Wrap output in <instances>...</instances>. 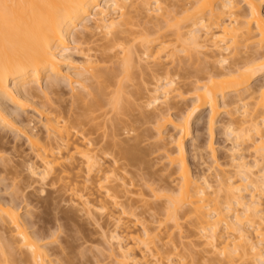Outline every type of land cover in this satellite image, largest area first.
I'll return each mask as SVG.
<instances>
[{"label":"bare ground","instance_id":"6f19581e","mask_svg":"<svg viewBox=\"0 0 264 264\" xmlns=\"http://www.w3.org/2000/svg\"><path fill=\"white\" fill-rule=\"evenodd\" d=\"M130 1L0 0V129L24 136L31 152L18 166L29 172L33 184L52 187L72 180L71 172L83 171L81 185L69 189L72 207L100 227L112 264H187L178 258L173 239V229L180 230L183 221H189L204 246L205 263L264 264V0H244L246 9L238 0ZM190 4L200 7L185 24L162 31L169 26L161 24L175 18V7L183 11ZM138 24L144 28L135 30ZM77 29L84 40L76 39ZM94 31L106 36L104 55L120 49L116 70L100 68L90 54L96 49L82 47ZM72 43L77 47L71 48ZM75 52L84 60L76 61ZM146 64L157 73L149 75L154 87L142 88L147 93L140 95V116L131 119L129 110L139 107L135 92H145L133 94L131 82L137 67ZM61 83L72 97L65 106V100L51 97ZM192 89L193 103L173 119L184 92ZM41 94L42 105L36 102ZM11 105L34 110L41 124ZM207 109L206 150L215 167L211 176L192 170L186 145L194 122ZM223 109L229 119L222 125L217 117ZM122 115L129 118L121 120ZM98 119L111 125L113 135L104 132L110 139L95 133ZM169 125L174 134L166 132ZM218 129L231 144L226 162L215 147ZM2 139L1 169L13 168L12 173L17 164L6 151L19 154V147L6 148ZM20 174L16 170L12 179L21 180ZM171 177L175 183L168 182L175 188L165 182ZM3 181L0 190L8 193L10 186ZM22 187L0 195V264H58L47 245L56 242L60 226L48 235L35 229L33 215L19 212V203L28 198ZM65 212L63 219H76Z\"/></svg>","mask_w":264,"mask_h":264},{"label":"rangeland","instance_id":"374dc122","mask_svg":"<svg viewBox=\"0 0 264 264\" xmlns=\"http://www.w3.org/2000/svg\"><path fill=\"white\" fill-rule=\"evenodd\" d=\"M137 1L138 0H131L130 4L136 3ZM175 1L177 3L178 2H180V3L183 2L182 0H175ZM139 2H140V0H139ZM238 2L240 3V6L243 7V9L244 8L246 9V6H245L246 2L244 0H238ZM198 7H200V4H190V5H188V7H186V10H183V11H180L181 9L178 10V8L175 7V12L177 14L176 15H172V16H175V18L171 19L169 17L170 19H168V20H170V21L172 20V21L170 23L167 21L168 25H166L165 23H162L161 25H163V26H169V27H164L165 29L162 30V31H164V32H166V31L167 32H172L175 29V27H174L175 24H177V23L185 24V18L187 16H189V15H194L195 12H197ZM171 10H173V9H171ZM175 12L172 11L173 14ZM153 13L154 14H152V16L158 14V13H155V12H153ZM91 25L92 24H90V26ZM143 28L144 27H142V25H139V24H138V26H135V30H137V31L142 30ZM79 29H77V31L79 33V36H77V37L75 36L77 40H78L79 37L82 38V36H80L81 35L80 30L81 29L80 30ZM89 33H91V32H89ZM169 34H171V33H169ZM75 35H76V33H75ZM88 35H90V34H88ZM105 37L106 36H105V34L103 32H101V31L100 32H97V31L95 32L94 31V33L92 35H90L89 37H84V38H86L85 40H89V41H88V44H87L86 41H84V43L86 42V44L83 45L82 47H85V48L88 47V49L91 48V50H92V48L96 49L95 51L93 50V52H90V51L89 52H90V54L92 53L91 56H93V58L95 59V60L94 59L93 60L97 61L99 63V64L98 63L97 64L99 66H101L100 68L105 69V70L108 69L109 71H112V70H110L112 68H113V70H116L117 67L119 68V65H117V60H118V62L120 61L119 60L120 57H116V56H122V55L119 53L120 52L119 48H118L119 50L118 49L110 50L111 52L110 51L106 52V53H108V55H104L105 52H103L104 50L101 48V46L105 42H107V40H104ZM72 39H73V42L74 41H75V43L77 42L76 43V45L78 44L77 46H80V44L78 43L77 40H75L74 38H72ZM80 41H82V40H80ZM75 43H72L70 45L71 48L77 47L76 45H74ZM99 46H100V48H99ZM100 51H102V52H100ZM73 56L76 59V61L81 62V61L84 60V56L82 54H79V53L76 54V52H75V53H73ZM150 63L153 64V62H149L148 64H150ZM173 63H175V62H173ZM176 63H178V62H176ZM153 65H151V66H153ZM194 65L198 67L200 64L198 62L197 63L195 62ZM145 66H148V65L147 64L143 65V67L141 68L142 70L136 66L137 69H139L140 71L135 69L137 71L135 72L134 78L135 77L136 78H135V81L131 82L132 86L130 85L131 87H133V90H131V88L129 87L130 91L133 94L137 90H138V92L140 90L145 91V92H142L143 94L142 93L136 94L137 92H135V94H134L135 97L134 96L133 97L136 98V100H134V101L137 103V105L139 104V107H137V109H136L135 108L136 106L133 105L135 109L132 106L131 110H129L130 111L129 113H131V111H132V115H130V117H132V116L133 117L131 119H136V118H139V116H140L139 115L140 114L139 113V108L144 103V101H142L143 98H141L142 96H140V95H145L147 93V90H143V89L144 88L147 89L149 87H150L149 89H152V87H154L152 85L153 81H152L151 76L154 73L155 74H157V73L150 71L152 69L149 70V66H148V68L147 67L145 68ZM169 66H171V64H169ZM150 68H155L156 69V67H150ZM170 68H172V67H170ZM145 69H148V71H146L145 74L144 73L142 74L141 71H145ZM155 71H157V70H155ZM160 72L161 71L158 70V73H159L158 75H160ZM150 74H152V75L149 76ZM155 74L153 76H155ZM192 80L189 79V80H186V82L188 81L187 83H189V81H192ZM44 84H45V82L43 83V85ZM133 84H134V86H133ZM255 84H258V83H254V85ZM146 86H148V87H146ZM184 89H185V87H184ZM108 91H110V90H108ZM55 92H57V93L56 94H52L51 97L54 98V99L56 98V100L57 99L58 100H65L66 102L61 101V102L64 103V106H65V103H68L67 101H71L70 99L72 97H71V95L69 93L70 89L68 88L67 84L61 83L58 86V88H56ZM39 93H38V91L36 92V94H39ZM184 93L186 95L183 96L184 100H181V102H180L181 105L179 106V108H181V110L173 111V113H174L173 114V119H174V117L178 118V117L182 116L183 115L182 113H184V111L194 101L193 89H192V92L190 90H188V92L186 91ZM137 95L139 96L140 99L138 97H136ZM39 96L42 97L43 101L41 100V98ZM39 96L37 95V97H36L37 101L36 102L39 103V101H40L41 102V103H39L40 105H42V102H43V104H45L46 101H44V98H43L42 94L39 95ZM36 98H34V100H36ZM131 101L133 103H135L132 100V98H131ZM61 102H59L58 105H56V106H59V104H61ZM141 102H142V104H140ZM10 107L12 108L13 111L17 112L20 116H24V118H25V116L26 117H32L33 119H35V121H36L35 123L40 122V117H39L38 114H36V112H34V110H31L29 108V109L23 111V110H21L19 108H16L15 106H12V105ZM141 110H140V112H141ZM148 111H151V110H148ZM208 112H209V109L204 111V113L201 116V120L200 121L194 122L195 123V125H193L194 126L193 127L194 135H193L192 138L188 139L186 145H187V148H188V155H187L188 156V161L191 164L192 170L196 174L198 172H199L198 174H202L204 172L206 175H210V174L213 175L215 173V167L213 166L214 165L213 162L211 161V159L207 155V150H206V146H207L208 139H209L208 133L206 131V126H207L206 119H207ZM227 116L228 115L226 114V110L224 112V109H223L222 111H220V113H219V115L217 117L218 118V122L222 121L220 124H222V125H223V123L225 124L228 121V119H229V118H227ZM122 118H123V120L124 119L127 120L129 117L127 118L126 115H122L120 119L122 120ZM103 122H105V121L103 120ZM103 122L100 119H98L95 122L93 121V123H94L93 128H95L96 130L98 128V132L97 131L95 132V129H94V132L96 134H98V136L100 138L96 134H94V135H96V137H98L99 139H102L101 137L103 135H105V137H106L107 133H109V135H113V131L110 130L111 125H106L105 123L103 124ZM40 124H41V122H40ZM40 124H37L39 126V128L41 127ZM95 125H96V127H94ZM104 125H105V131H104ZM146 127H147V125H146ZM86 128H89V127H86ZM89 131H90V129H89ZM89 131H87V132H89ZM104 132H107V133L105 134ZM166 132L169 133V134H174L173 133L174 131H172V126H170V125L167 126V131ZM219 132H220V129L217 130V133L215 135V138H216L214 140L215 141V147L217 149L218 155H220V158L223 157V159H221V160L223 162L225 160V162H226L227 160L228 161L230 160V157H228V150L227 149L230 147L231 144L227 143V140H224L225 137L223 139L222 138L223 136L220 135ZM109 135H107L108 137H106V138L110 139L109 137H112V136H109ZM0 136L3 137L2 140H3V142H5L4 144L7 143V146L5 145L6 148L7 147H9V148L10 147L11 148L14 147L15 148L16 145L19 147L18 148L19 149L18 150L19 154L18 153L16 154L17 151L15 153H13V154H9V152L12 153L11 151H6V152H8V154L7 153L6 154L9 156V158L13 159V161H14L13 164H15V162H16V164L18 162L20 164L21 162H24V160H25L24 158H28V157H26V154H28V152L29 153H31V152H30L29 147L25 143L26 141L24 139V136H22L21 134H19L16 131H8V130L7 131L6 130L3 131L1 129H0ZM89 136L93 137L91 135H89ZM96 137H95V139H96ZM118 138H120V137H118ZM108 139H106V140H108ZM152 139H150L149 141H151ZM154 141H155V139H153L152 143ZM108 143H110V141H108ZM148 143H146V145H148ZM195 146L197 147V149H199L198 151H196V150L194 151ZM21 151H25V152L22 153ZM247 152H246L247 157L249 159H252V156L250 155V153H247ZM29 155H31V154H29ZM29 155H27V156H29ZM227 158H229V159H227ZM19 164L14 165L16 170H17V172L19 171V173H21L20 174V178H22V179L21 180L19 178L18 179L21 182L25 180L24 184H26V186H28V189L30 188L29 190L27 188L24 189L23 187H26L24 184L18 186V187L23 186L22 189L24 190V192L26 191L25 192L26 193L25 196H28V198H27V202L28 203L25 202L26 198L22 199L21 202H20V200L17 201L18 203L20 202L19 204H21L19 206L20 207L19 208V212L22 215H24V216H25V214L27 212H30L29 214L33 215L32 216L33 221H35L36 226H37V227L35 226V229L40 231L41 233L42 232H46L45 234H47V232L48 233L54 232L55 228L57 227V224H58V227L59 226L62 227V228H60V227L58 228L57 227L59 232L57 231L58 234L55 233V234L58 235V238H57L56 242H54V244H48L49 246L47 245V249H48V251L50 253V259H52V260L54 259L56 261H58V259H60L61 262L58 263V264H61V263L62 264H112L111 263L112 259L109 256V254H110L109 253V247L110 246H108L109 244H107L106 242L103 241L104 239H102L103 237H102V233H101L100 227L98 225H94L95 223L91 222L87 218V216L84 215V213H82L81 211H78L77 209L74 210V208H76V207L73 206V203H72L73 197L71 196L72 194L70 193L71 191H69V189L74 184L81 185L84 176H86L83 173V171L81 170L82 173H80L81 171H79V172L78 171L71 172L70 175L72 177V180H70V179H68L67 181L65 180L66 184L62 183V185H61V183L59 182V184H56V183L54 184L56 187H52L51 185L42 186L39 183L38 184L37 183L33 184V180L30 177L29 172L23 167V165L22 166L21 165L18 166ZM1 168H3V167H1V165H0V170H1L0 171V179L5 180V181L2 182V184H6L7 186H10V188L8 187L9 188V190L7 191L8 193H5L6 189L5 190L3 189L4 191L0 190L1 191L0 195L1 196H2V194L3 195L4 194H8L9 195L10 194L9 192H11L12 189H13V192L15 190H17L18 187H14V186H17L18 184H21V183H20V181L18 179H16V181L13 180L14 178H13L12 174H15L16 170H12L11 171L12 173H8V172H10L11 169H13V168L9 167L10 170L6 171L7 172L6 173ZM154 169H156V167ZM132 171L136 172V169H134ZM164 173L165 172H163V174ZM131 176H133V175H131ZM18 177H19V175H18ZM174 178H176V177H174ZM169 180L172 181L173 180L172 177L168 178L167 180H165V182L166 181L168 182ZM165 182L160 183V182L157 181V183L156 182L155 183L159 184V185H162V184L165 185L164 184ZM170 182H168V183H170ZM172 182H171L170 186H172V185L174 186L175 185V184H173L175 182H173V183ZM13 184H16V185L13 186ZM29 184H30L31 187H29ZM63 184L65 186H63ZM0 186H2V185H0ZM154 186L156 187V185H154ZM167 186H169V185H167ZM175 187H173V188H175ZM144 190H146V189L144 188ZM92 191H91V193L95 192V190H94V192H92ZM146 191H144V192H146ZM94 194H95L94 196L96 198H94V197L93 198L94 199H98V195L96 194V192ZM8 195H5V197H7ZM50 195L51 196L53 195V196L51 197ZM55 197L57 199H55ZM8 198H9V196H8ZM144 198H148V197L146 196ZM133 199H136V196H133ZM150 200H152V199H150ZM156 203H158V202H155L154 204H156ZM139 204L141 205V203H139ZM158 204H160V203H158ZM26 205L28 207H26ZM65 211H67L69 213H74V215H71V216H75L73 218H76V219L75 220H71V221L63 219V213ZM67 212H65V213H67ZM75 212H77V213H75ZM26 215H28V213ZM142 217H144V216H142ZM101 221L103 223H106L105 221H107V220L101 219ZM99 222H100V220H99ZM107 225H108V223H107ZM182 225H181L180 230L173 229V239L176 242V246H178V250H177V252L179 253L178 258H183L185 260V263H187V264H190L191 262L193 263V260L196 261V263L198 261V264H208V263L204 262L205 261V259H204L205 258V253L203 252L204 246L200 243L199 237H197L195 234H193V231H191V230H193V228H191V225L189 224V221H187V222L183 221ZM108 226H110V228H112L111 227L112 225H108ZM168 226H170V225H168ZM35 229L33 228V231H35ZM30 231H32V229H30ZM198 253H200V254L202 253L201 254V258L198 257V255H199ZM196 254H198V255H196ZM195 255L198 258L196 260L194 259ZM0 259H1V257H0ZM71 261H72V263H71Z\"/></svg>","mask_w":264,"mask_h":264}]
</instances>
